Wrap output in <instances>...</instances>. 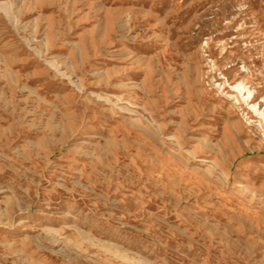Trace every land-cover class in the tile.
<instances>
[{
  "label": "rangeland",
  "instance_id": "obj_1",
  "mask_svg": "<svg viewBox=\"0 0 264 264\" xmlns=\"http://www.w3.org/2000/svg\"><path fill=\"white\" fill-rule=\"evenodd\" d=\"M0 264H264V0H0Z\"/></svg>",
  "mask_w": 264,
  "mask_h": 264
}]
</instances>
